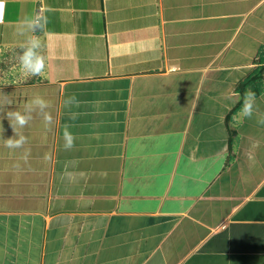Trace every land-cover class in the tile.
I'll return each mask as SVG.
<instances>
[{
    "label": "crops",
    "instance_id": "0c3cea01",
    "mask_svg": "<svg viewBox=\"0 0 264 264\" xmlns=\"http://www.w3.org/2000/svg\"><path fill=\"white\" fill-rule=\"evenodd\" d=\"M32 35L44 74L0 85V264H264V0H6L0 47ZM37 96L51 126L9 149Z\"/></svg>",
    "mask_w": 264,
    "mask_h": 264
},
{
    "label": "clouds",
    "instance_id": "9594fccd",
    "mask_svg": "<svg viewBox=\"0 0 264 264\" xmlns=\"http://www.w3.org/2000/svg\"><path fill=\"white\" fill-rule=\"evenodd\" d=\"M5 9L6 0H0V23L3 22ZM46 22V17L39 14L27 17L18 23L17 34L24 35L27 32L36 33L37 31H41L45 27ZM41 47V41L36 35L30 36L22 45L23 51L19 59L20 69L24 75L40 76L44 74L46 65L45 57L40 51ZM254 95L255 94L250 90L245 93L244 106L242 108V112L245 115L251 114ZM72 101H74V97H70L68 103H71ZM50 107L51 104L49 101L37 96L29 101L23 113L20 111L7 112V118L15 135L14 137L5 140V146L9 149H18L27 144V137L22 134L17 136L16 128L23 129L27 127L32 121L34 113L42 114L45 127H50L52 124V116L50 112L47 111ZM72 118H75V114L72 115ZM63 138L65 150H71L74 147L75 137L67 126L64 129Z\"/></svg>",
    "mask_w": 264,
    "mask_h": 264
},
{
    "label": "rangeland",
    "instance_id": "374dc122",
    "mask_svg": "<svg viewBox=\"0 0 264 264\" xmlns=\"http://www.w3.org/2000/svg\"><path fill=\"white\" fill-rule=\"evenodd\" d=\"M23 49L0 47V85L27 81L20 69V55Z\"/></svg>",
    "mask_w": 264,
    "mask_h": 264
}]
</instances>
